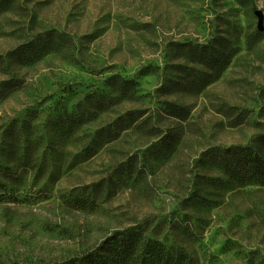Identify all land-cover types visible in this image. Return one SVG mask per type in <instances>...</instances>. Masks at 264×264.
<instances>
[{"label":"rangeland","instance_id":"1","mask_svg":"<svg viewBox=\"0 0 264 264\" xmlns=\"http://www.w3.org/2000/svg\"><path fill=\"white\" fill-rule=\"evenodd\" d=\"M9 6L0 54L50 29L70 43L0 70V264L61 262L129 227L171 264H264V185L229 178L216 153L264 158V0Z\"/></svg>","mask_w":264,"mask_h":264},{"label":"trees","instance_id":"2","mask_svg":"<svg viewBox=\"0 0 264 264\" xmlns=\"http://www.w3.org/2000/svg\"><path fill=\"white\" fill-rule=\"evenodd\" d=\"M12 1L0 0V14L10 9L9 5ZM255 35L259 36L260 31L257 30ZM65 37L68 36L64 32L55 29L32 35L5 54H0V70H5L4 67L10 63L30 66L49 53L61 52L62 46L70 43V38L65 40ZM207 57L206 48H201L199 59L207 64L212 63L213 58L208 59ZM108 81L120 94L127 93L134 86L132 80H122L118 75L111 76ZM2 85L8 89L16 88L15 81L2 82ZM167 108L173 117L180 120L186 119L188 112L185 106L167 103ZM255 141L264 142V134L257 136ZM216 153L219 154L218 165L229 178H233L242 185L254 183L264 185V158L255 152L251 145L229 146ZM112 253L116 255V258L111 256ZM172 260L169 252L165 251L161 243L142 238L140 232H135L129 227L113 231L92 250L52 264H171Z\"/></svg>","mask_w":264,"mask_h":264},{"label":"water","instance_id":"3","mask_svg":"<svg viewBox=\"0 0 264 264\" xmlns=\"http://www.w3.org/2000/svg\"><path fill=\"white\" fill-rule=\"evenodd\" d=\"M255 15L257 16V30L260 32H264V21L261 12L256 11Z\"/></svg>","mask_w":264,"mask_h":264}]
</instances>
